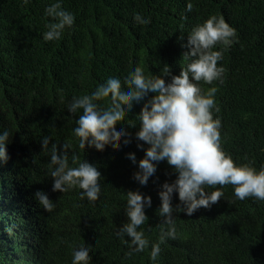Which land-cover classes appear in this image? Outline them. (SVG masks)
Here are the masks:
<instances>
[{
    "label": "trees",
    "instance_id": "trees-1",
    "mask_svg": "<svg viewBox=\"0 0 264 264\" xmlns=\"http://www.w3.org/2000/svg\"><path fill=\"white\" fill-rule=\"evenodd\" d=\"M55 2L31 0L24 6L22 0H0V132L10 133L9 159L0 162V264H71L73 247L82 244L90 246L89 264H153L151 245L128 257V245L115 233L127 222V192L140 191L152 200L143 230L151 243L159 242L163 218L158 193L176 175L163 161L147 186H141L132 178L138 166L127 159L128 153L137 161L144 158L137 148L143 142L135 133L138 115L154 94L134 103L118 122L132 134L131 143L121 141L119 149H80L74 135L79 114L68 113L67 105L109 78L123 83L130 66L142 67L150 78L163 76L169 66L178 76L191 62L184 54L192 29L213 15L222 16L236 29L239 42L218 65L226 69L224 83L200 86L205 92L218 88L215 116L222 122L224 151L238 166L264 168V0H62L76 17L74 29H66L59 41L45 42V25L51 22L45 9ZM136 13L151 23L137 24ZM101 103L108 105L110 99ZM133 123L136 127H128ZM44 137L70 145V166L86 160L99 168V199L81 200L79 189L52 191L50 153L41 148ZM37 191L55 203L53 212L38 204ZM222 191L224 197L211 208L192 216L173 213L177 238L161 244L155 264H264V201L238 200L231 185ZM179 203L174 194L173 207Z\"/></svg>",
    "mask_w": 264,
    "mask_h": 264
},
{
    "label": "clouds",
    "instance_id": "clouds-1",
    "mask_svg": "<svg viewBox=\"0 0 264 264\" xmlns=\"http://www.w3.org/2000/svg\"><path fill=\"white\" fill-rule=\"evenodd\" d=\"M30 3L31 0H22L24 6ZM192 8L191 3L186 5L188 12ZM45 15L51 21L45 25L48 29L43 36L45 42L59 41L66 29H74L76 17L63 7L62 0L47 6ZM134 20L142 25L151 23V18L141 13H136ZM238 42L236 29L222 16L213 15L195 26L188 35L185 46L189 51L184 58L191 62L178 76L172 75L169 66L163 69V76L151 78L145 75L142 67L130 66L123 83L119 77L109 78L90 95L74 96L67 105L68 113L79 114L74 135L80 149L103 151L107 145L119 149L121 141L124 146L131 143L132 134L118 122L130 112L134 103H139L149 93L154 94L138 115L139 130L135 133V139L143 142L137 143V148L144 151V158L137 161L134 153H128L127 159L138 166L132 178L141 186H147L157 172V165L163 161L172 168L176 179L172 183H163L158 193L161 201L159 216L163 219L157 243H151L143 230L149 219L145 210L152 206L151 197L140 191L127 192V222L115 235L128 245V257L144 252L151 245L150 260L155 264L161 254V244L177 238L173 213L182 211L192 216L202 207L211 208L224 197L222 189L225 186H233L238 200L264 201V168L257 170L251 163L238 166L224 151L222 122L215 116L220 111L215 100L218 88L213 86L205 92L200 86V82L207 85L224 83L226 69L218 65L223 61L224 53ZM164 77H169V82L166 83ZM109 99L110 104L101 103ZM128 127L134 128L136 124ZM9 136L8 130L0 132V162L3 163L9 159ZM50 141L49 137L42 138L41 148L50 153L52 191L67 193L79 189L81 200L95 202L99 199L102 180L99 168L86 160L76 167L70 166V145L60 146ZM144 145L148 147L144 148ZM72 163H77L75 158ZM208 188L217 190L209 192ZM174 194L180 202L175 208ZM34 198L45 212L54 211L56 205L44 191L35 192ZM89 249L86 244L74 246L71 264H89Z\"/></svg>",
    "mask_w": 264,
    "mask_h": 264
}]
</instances>
